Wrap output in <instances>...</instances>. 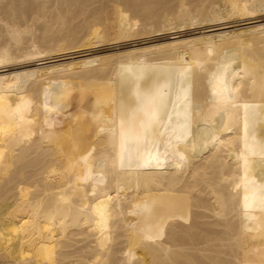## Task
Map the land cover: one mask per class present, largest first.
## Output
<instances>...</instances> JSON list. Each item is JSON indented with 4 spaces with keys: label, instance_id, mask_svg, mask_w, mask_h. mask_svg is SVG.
Masks as SVG:
<instances>
[{
    "label": "bare ground",
    "instance_id": "obj_1",
    "mask_svg": "<svg viewBox=\"0 0 264 264\" xmlns=\"http://www.w3.org/2000/svg\"><path fill=\"white\" fill-rule=\"evenodd\" d=\"M261 11L0 0V264H264V23L49 60ZM108 66L114 95L85 99L79 78L100 86Z\"/></svg>",
    "mask_w": 264,
    "mask_h": 264
},
{
    "label": "rangeland",
    "instance_id": "obj_2",
    "mask_svg": "<svg viewBox=\"0 0 264 264\" xmlns=\"http://www.w3.org/2000/svg\"><path fill=\"white\" fill-rule=\"evenodd\" d=\"M103 7V6H102ZM101 7V8H102ZM102 9H105V8H102ZM261 13V14H260ZM253 16H249V18H248V16H247V19H245L246 17H236V19H235V17H233V18H230V19H228L229 21H226V19H216V20H214L213 22H207V23H202V24H199L200 22H198V21H195V22H191V23H189V25L188 26H181V27H177V28H172L171 30H170V28H169V30L168 29H166L164 32L163 31H161V32H155V33H152V34H146V35H143V36H139V37H136V38H129V39H125V38H120V39H117V40H111V41H108V42H104V43H100V44H98V45H94V46H90V47H87V48H84V49H80V51H79V49L77 50V51H75V50H73V51H70V52H65V54H57V55H54V56H51V57H49L50 59L49 60H51V63H53V61H54V63H57V62H60V61H68V60H71L72 58L73 59H75V58H81L82 56H87V55H92V54H109V53H113L114 55L112 56V58H116V57H119V56H121L120 55V51H122V50H126V49H130V48H133V47H139V46H145V45H151V44H155V43H157V42H161V41H163V40H166V39H169V38H171V37H173V36H178V37H189V36H196L197 34L198 35H205V34H211V33H214V32H223V31H230V32H232V34L234 33V34H236V33H247V32H255V30L253 29L254 28V26H256V25H258V24H261V23H264V11H261V12H256L255 14H252ZM103 16H105V15H103ZM239 18V19H238ZM254 19V20H253ZM248 20V21H247ZM223 21V22H222ZM225 21V22H224ZM198 22V23H197ZM220 23V24H219ZM219 25V26H218ZM223 25V26H222ZM206 27V28H205ZM222 27V28H221ZM205 29V30H204ZM196 30V31H195ZM179 31V32H178ZM195 31V32H194ZM195 33V34H194ZM181 35V36H180ZM5 43L6 42H4V41H1L0 40V45L1 44H4L5 45ZM30 43V42H29ZM30 44H28V46H29ZM135 45V46H134ZM2 46V45H1ZM97 46V47H96ZM132 46V47H131ZM12 46H9V48H11ZM100 47V48H99ZM4 48H7L6 46H4ZM9 48H7L8 50H10ZM13 48V47H12ZM11 48V49H12ZM108 48V49H107ZM14 49V48H13ZM15 51H16V49H14ZM13 50V51H14ZM12 51V50H11ZM11 51H8L10 54L12 53V54H15V52H11ZM18 52V51H17ZM87 52V53H86ZM100 52V53H99ZM139 53V52H138ZM153 53H156V52H153ZM157 54V53H156ZM156 54H153V55H155V57L156 56H158V55H156ZM151 55V54H150ZM153 55H151L152 57H153ZM15 56V55H14ZM55 56H57L56 57V60H55ZM59 57V58H58ZM57 58H58V60H57ZM14 59V60H13ZM13 59H12V61L10 62V63H8L7 65H8V67H4V68H9V67H21L22 65L23 66H26V64L27 65H31L32 63H38L39 61L37 60L38 59V57L37 58H27V57H22V58H20V59H18V58H14L13 57ZM46 59H48V58H46ZM46 59H44V63L43 64H50V61H49V63H48V60H46ZM62 59V60H61ZM27 60V61H26ZM30 62H29V61ZM45 60H46V62H45ZM57 61V62H56ZM21 62V63H20ZM29 62V63H28ZM14 63V64H13ZM19 63V64H18ZM12 64V65H11ZM17 64V65H16ZM25 64V65H24ZM111 64V65H110ZM109 64V66H112L111 68H113V66H114V64H115V61H113V62H111ZM113 64V65H112ZM13 65H15V66H13ZM130 65V64H129ZM108 66V68L109 69H107L106 70V72H104V74H102V72L100 73V75L99 76H101V75H104V77H106V78H103L102 76H101V80L102 79H104V81L101 83L102 85H98L97 86V83H90L89 84V81H87L86 82V80H90V75H89V79H88V76H84L83 78H82V76H81V78H79L80 79V81H82V85H86L87 86V90L88 91H86V89H85V92H87V93H84L85 95L86 94H88V92L90 91V93H92L93 91H95L94 90V88L96 89V91L98 90V88H99V90L101 91L102 90V87H104V91H103V94H102V91L101 92H99L97 95H96V101H98V103L100 102V100H101V102L102 101H104V99H103V97L106 95V93H107V95H110L111 93V95H114V93H113V91L111 90V87H112V83H111V81H109V77L107 78V76H108V71L111 69L110 67ZM116 67V66H115ZM115 67L113 68V69H115ZM128 69H131V66H129L128 67ZM105 74L107 75V76H105ZM88 75V74H87ZM86 77V78H85ZM100 78V77H99ZM82 79V80H81ZM105 79H106V81L107 82H109V83H106L105 82ZM78 80V79H77ZM83 80H85V81H83ZM80 81H74V86L75 87H73V85L71 86V87H73L72 88V90L75 92V90H78V84H75V83H77V82H80ZM91 81V80H90ZM85 82V83H84ZM100 82L101 81H99V83L98 84H100ZM88 83V84H87ZM106 83V84H105ZM111 83V84H110ZM92 85V86H91ZM95 87H94V86ZM88 87L90 88V89H88ZM75 88V89H74ZM107 88V89H106ZM109 89V90H108ZM98 90V91H99ZM111 91V92H110ZM106 92V93H105ZM110 94H109V93ZM73 93V92H72ZM97 93V92H96ZM94 94H95V92H93L92 94H88V96L91 98V96H93V97H95L94 96ZM103 95V96H102ZM83 96L84 95H82V99H83ZM89 97H87V95H86V97H85V99H89ZM92 97V98H93ZM90 100H94V99H90ZM101 102H100V104H101Z\"/></svg>",
    "mask_w": 264,
    "mask_h": 264
}]
</instances>
